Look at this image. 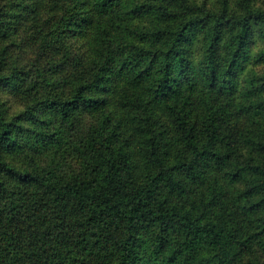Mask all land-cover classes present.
<instances>
[{
  "label": "trees",
  "instance_id": "16d2710c",
  "mask_svg": "<svg viewBox=\"0 0 264 264\" xmlns=\"http://www.w3.org/2000/svg\"><path fill=\"white\" fill-rule=\"evenodd\" d=\"M0 264H264V0H0Z\"/></svg>",
  "mask_w": 264,
  "mask_h": 264
}]
</instances>
